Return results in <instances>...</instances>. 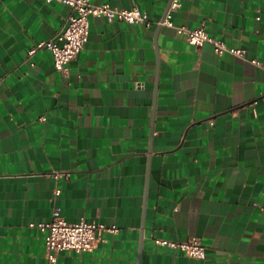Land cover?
I'll list each match as a JSON object with an SVG mask.
<instances>
[{"label":"crops","instance_id":"crops-1","mask_svg":"<svg viewBox=\"0 0 264 264\" xmlns=\"http://www.w3.org/2000/svg\"><path fill=\"white\" fill-rule=\"evenodd\" d=\"M170 1L91 0L153 23ZM178 1L174 26L203 24L244 58L174 28L90 16L63 75L48 50L27 52L69 8L0 0V264H48L30 225L53 209L116 229L54 264H264V0ZM158 239L197 240L205 258Z\"/></svg>","mask_w":264,"mask_h":264},{"label":"built area","instance_id":"built-area-1","mask_svg":"<svg viewBox=\"0 0 264 264\" xmlns=\"http://www.w3.org/2000/svg\"><path fill=\"white\" fill-rule=\"evenodd\" d=\"M47 3L56 2L69 8L67 16L62 18V28L52 38L37 43L27 52L29 60L37 51L48 50L52 55L55 70L63 75L67 72V66L75 60L80 51L83 50L89 34L90 16L103 17L107 21H120L129 25H143L150 28L153 24L174 28L177 34H186V42L196 48L204 44H210L217 56L227 53L243 59L245 50L227 47L223 41L210 37L203 24L195 29L174 26L171 13L180 7L178 0H171L166 14L156 23L151 22L147 15L137 7L129 9L112 8L108 4H93L91 0H44ZM253 64L257 62L252 61ZM54 178H60V174L55 173ZM60 190H53V197L56 198ZM30 227L37 228L45 237V254L48 264L56 262L57 254L60 252H75L77 254L92 252L98 241L97 234L102 231L115 233V228H106L104 225L87 223L66 222L58 209H53L52 217L48 223L31 224ZM156 244L168 247L174 251H180L186 256L203 260L205 258V248L197 240L186 242L172 241L166 239L155 240Z\"/></svg>","mask_w":264,"mask_h":264}]
</instances>
